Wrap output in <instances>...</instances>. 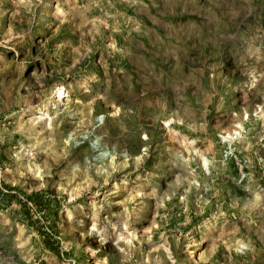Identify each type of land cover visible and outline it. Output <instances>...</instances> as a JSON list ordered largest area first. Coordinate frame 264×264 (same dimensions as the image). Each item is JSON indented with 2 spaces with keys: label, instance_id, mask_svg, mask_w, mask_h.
Masks as SVG:
<instances>
[{
  "label": "rangeland",
  "instance_id": "obj_1",
  "mask_svg": "<svg viewBox=\"0 0 264 264\" xmlns=\"http://www.w3.org/2000/svg\"><path fill=\"white\" fill-rule=\"evenodd\" d=\"M0 264H264V0H0Z\"/></svg>",
  "mask_w": 264,
  "mask_h": 264
},
{
  "label": "bare ground",
  "instance_id": "obj_2",
  "mask_svg": "<svg viewBox=\"0 0 264 264\" xmlns=\"http://www.w3.org/2000/svg\"><path fill=\"white\" fill-rule=\"evenodd\" d=\"M64 96H65V94H64Z\"/></svg>",
  "mask_w": 264,
  "mask_h": 264
}]
</instances>
